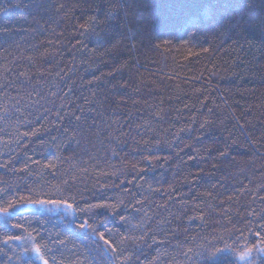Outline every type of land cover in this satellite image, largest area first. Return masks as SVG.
<instances>
[{
    "label": "trees",
    "instance_id": "obj_1",
    "mask_svg": "<svg viewBox=\"0 0 264 264\" xmlns=\"http://www.w3.org/2000/svg\"><path fill=\"white\" fill-rule=\"evenodd\" d=\"M61 191L115 264H264V0H0V203ZM51 208L0 264H113Z\"/></svg>",
    "mask_w": 264,
    "mask_h": 264
},
{
    "label": "snow or ice",
    "instance_id": "obj_2",
    "mask_svg": "<svg viewBox=\"0 0 264 264\" xmlns=\"http://www.w3.org/2000/svg\"><path fill=\"white\" fill-rule=\"evenodd\" d=\"M242 19L243 17L235 19V21L232 24V27L238 28L240 26ZM50 195L54 196L55 193ZM20 201L21 203L19 205L13 202H8L7 204L0 203V216L8 218L12 215L13 211L17 207H24L26 205L33 207H44L45 205H54L56 206L57 209L62 208L63 211L61 212V215L64 217V219L67 222L68 230L75 232L76 228L78 227L88 236V238L92 241V243L96 246V248L99 251H102L106 256H108L109 259L113 261V264H115L118 244L109 238L112 236V231L111 229H105V231H100L97 226L98 221L93 218L95 215L93 213V209L109 208V207L115 208L116 207L115 205H109L107 203H97V204L87 203L84 207H81L79 202L76 200L75 196H69L68 198H65L62 191L60 192L58 199L27 200L24 197H20ZM49 210L51 211V209ZM120 219L124 220L125 218L121 216ZM12 226L16 228L23 227V225L19 223ZM29 237H31V233H29ZM31 238L34 241L31 251H33L37 255V257L42 261V264H49L48 259H45L44 257V252L50 250L47 249L45 245H42L39 242H35V237H31ZM7 239L19 240L21 239V237L9 236ZM25 251H28V249H25ZM221 251H223V249H216L214 253H211V255L215 256L216 253H219ZM251 251L252 249L248 248L246 251L240 253V259L242 260L246 259L248 255L251 253ZM260 251H264V249H260ZM52 259L53 262H55V257H53Z\"/></svg>",
    "mask_w": 264,
    "mask_h": 264
},
{
    "label": "rangeland",
    "instance_id": "obj_3",
    "mask_svg": "<svg viewBox=\"0 0 264 264\" xmlns=\"http://www.w3.org/2000/svg\"><path fill=\"white\" fill-rule=\"evenodd\" d=\"M51 209L56 210V208L55 209L54 208H51ZM56 211H58V210H56Z\"/></svg>",
    "mask_w": 264,
    "mask_h": 264
}]
</instances>
